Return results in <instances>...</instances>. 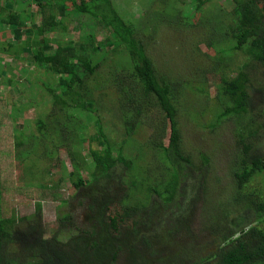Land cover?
Instances as JSON below:
<instances>
[{
  "label": "trees",
  "instance_id": "obj_1",
  "mask_svg": "<svg viewBox=\"0 0 264 264\" xmlns=\"http://www.w3.org/2000/svg\"><path fill=\"white\" fill-rule=\"evenodd\" d=\"M213 1L192 2L198 3L194 8L201 10ZM233 2L231 12L210 15L209 21L205 23L215 24L214 29L224 32L222 44L229 48H219V44L214 41L209 46L221 55L241 51L251 62L264 67V0ZM31 3L36 5L42 17L41 25L35 28L36 36L66 31L64 20L71 13L90 16L110 32V37L101 44L94 45L91 37H87L77 45L59 43L54 53L49 55L46 53L51 50L48 39L31 43L34 46L35 63L49 75L48 80L43 82V90L50 101L36 121V131L29 133L26 139L22 138L25 142L21 138L17 141L18 147H22L17 158L23 161L29 179L27 185L41 190L49 186L38 173L35 156H39L38 161L41 157L52 160L59 149L67 146L73 165V171L69 174L72 187L79 192L78 196L87 193L93 203L91 208L96 206V209L91 214L88 230H74L76 226L70 214L60 217L62 228L71 226V231L74 230V235L67 241L62 240L66 236L47 240L39 233V226L30 235L15 236L12 232L17 220L15 215L3 218L0 214V264H264V198L247 189V185L255 178L264 176V158L251 154L250 142H245L243 134L246 132L244 124L238 133L244 154L240 166L234 172L235 195L243 197L232 200V204H246L243 211L246 219L242 221L245 214L228 211L221 225L204 223L203 232L207 236L201 237L195 233L192 224L196 202L199 200L200 207L204 200L199 197L193 199L188 191V183L187 186H181L183 177H189L187 169L193 164L191 157L182 150L176 105L180 96L185 97L186 87L191 85L189 77L184 78L188 82L183 79L176 84L158 70L147 53L146 44L138 39L134 24L124 18L113 0H31ZM10 6L11 3L6 5L8 9ZM54 9L58 10L57 14ZM1 10V22L9 24L15 40L21 41L24 29L20 25L21 16L14 13L5 19L2 12L6 10ZM190 13L178 10L173 15L177 26L190 22ZM160 24L155 23L154 33L159 30ZM33 31V28H28L25 33ZM106 46L113 47L112 52L117 54V60L110 64L107 80L101 81L104 77L101 76V64L107 61L109 54L104 51ZM8 47L12 48L13 45L9 44ZM21 50L22 46L16 49L17 52ZM218 59L222 65L223 59ZM248 68L249 63H245L239 68L236 77L222 72L219 99L224 109L218 108L216 122L211 127L231 116L244 121V116L249 113L248 108L251 105L255 107V93L263 96L260 89H255L252 96L249 95L251 77L245 71ZM115 70H122L126 74L122 76ZM261 82L264 84V78ZM109 85L115 86L122 98L118 104L125 135L131 137L135 133L141 118L151 108H161L166 114L169 133L164 138L168 139L165 143L164 139L150 142L153 144L152 151L156 156L159 155L164 173L168 176L157 186L150 185L154 177L150 169L151 162H146L149 152L139 151L135 156L126 154L125 146L116 150L111 146L99 120L98 136L103 141H100L101 150L91 151L93 168L80 150L74 147L82 145L88 138H83L86 127L77 124L74 112L94 110L97 93L106 91ZM248 130V136L252 138L258 133V129L249 127ZM141 161H145V165H140ZM120 165L126 169L127 178L130 177L129 181L126 179L127 189L121 197L117 192L119 188L114 193L107 190L114 175L120 174ZM83 169L90 175L89 180L85 179ZM204 186V181L199 182V194ZM141 192L144 194L141 195ZM99 194L105 195L100 202L93 199ZM152 195L157 196L158 200L151 201ZM116 205L121 206L124 212L123 221H128L124 229L116 228L111 218ZM37 209H41L40 204ZM250 210L256 214L253 223H247ZM62 231L66 233V230ZM20 243L22 247L18 246ZM11 245L15 246L12 252Z\"/></svg>",
  "mask_w": 264,
  "mask_h": 264
},
{
  "label": "rangeland",
  "instance_id": "obj_2",
  "mask_svg": "<svg viewBox=\"0 0 264 264\" xmlns=\"http://www.w3.org/2000/svg\"><path fill=\"white\" fill-rule=\"evenodd\" d=\"M192 1L113 0L124 18L134 24L138 39L146 44L147 53L158 70L176 84L182 82L185 77H189L191 82V85L187 86L184 91L185 97L180 96L176 105L182 150L185 155L191 157L193 164L187 169L189 177L185 179L183 177L181 186H187L188 183V191L193 199L199 197L204 200L200 207L199 200L196 202V214L192 227L196 234L205 237L207 235L203 232V224L221 225L228 211L235 210L236 213L245 214L242 221L246 219V213L243 212L246 204L235 206L232 204V200L243 197L240 194L235 195L234 183V172L240 166V159L244 154L238 133L244 124L246 132L243 134L245 142H250L251 154L264 158V87H261L264 85L261 82L264 78V67L251 62V59L241 51L221 55L209 46L211 41H214L219 44V48H229L228 45L222 44L224 32L214 29L215 24L206 25L205 23L209 21L210 15L216 16L226 14V11L231 12L234 7L233 0H215L204 5L201 10L195 9L198 3L194 4ZM10 3L11 6L8 9L6 5ZM1 9L6 10L2 12L5 19L14 13L20 15V25L24 26V29L21 41H16L14 34L10 32L11 26L1 22L0 17V214L3 218L15 215L17 220L12 230L15 236L30 235L31 231L39 226V233L47 240L56 236L58 238L66 236L62 240L67 241L70 236L74 235L73 231L76 228L89 229V220L96 206L91 208L90 205L93 203L90 202L91 199H88L87 193L78 196L79 192L72 187L69 174L73 171V165L67 146L59 149L52 160L41 157L38 161L39 156H35L38 173L42 179L44 178V183L49 186L48 188L41 190L27 185L29 179L23 161L17 158L22 148L18 147L17 141L21 138L25 142L26 136L36 131V121L47 109L50 101V97L43 90V82L48 80L49 75L45 74V70L35 63L34 46L31 43L35 40L41 42L48 39L51 50H47L46 53L49 55L54 53L59 43L77 45L87 37H91L94 45L101 44L107 37H110V32L103 24L90 16L71 13L67 14L64 20L67 26L66 31L58 30L43 37L36 36L35 28L41 25L42 17L31 0H0V12ZM178 10H186V13L191 11L190 22L186 21L185 25L177 26L173 15ZM262 10L264 12L263 7ZM54 13L57 14L58 10L54 9ZM155 23L161 24L159 30L154 33ZM28 28H33L34 31L26 34L25 30ZM9 44L13 47L9 48ZM21 46L23 50L17 52L16 49ZM106 48L104 51L109 54L107 61L101 64V76H104L101 81L107 80L110 64L117 60V54L112 52L113 47L106 46ZM219 57L224 61L222 65L218 63ZM245 63H249V68L245 71L251 77L249 95L252 96L255 89H260L263 96L255 93L256 97L253 101L255 107L251 105L248 108L249 113L244 116L246 118L244 121H238L236 117L231 116L215 127H211L216 122L218 108L224 109L219 99L222 72H226L230 77H236L239 68ZM230 68L234 70L231 71ZM115 71L120 75L126 74L122 70ZM186 80L189 81L184 79ZM50 82L53 84L52 80ZM105 90L97 93L98 99L94 110L74 112L73 117L77 124L86 127L87 132L83 138H88L82 145L73 146L80 150L88 160V165L93 168L94 163L90 159L91 151L102 149L100 141L103 140L98 136L97 127L99 120L103 124L111 146L116 150L125 146V153L135 156L139 154V151L149 152L146 162H151H149L150 169L154 177L150 185L157 186L168 176L164 173L165 169L162 167L159 155L156 156L152 151L154 150L153 144L150 142L164 139L165 143L168 139L164 138L166 133H169V122L165 112L161 108H151L141 118V123L135 133L129 137L125 135L118 104L122 98L113 85L106 86ZM248 123L249 126H247ZM249 127L258 129V133L253 138L248 136ZM24 137L25 139H22ZM139 164L145 165V161ZM119 167L121 168L120 174L114 175L107 190L114 193L115 189L119 188L117 192L119 191L118 195L121 197L127 189L126 182L130 177L127 178L126 169L122 165ZM82 173L85 179H90L86 169H83ZM202 181L205 183V188L199 194V182ZM247 189L250 192H257L264 198V176L255 178L247 185ZM143 192L141 195L144 194ZM141 195L139 194L140 197ZM104 197L105 195L99 194L93 199L100 202ZM154 200L158 198L152 195L151 201ZM38 204L41 205L40 210L37 209ZM248 213L247 223L255 222L256 214L251 210ZM65 214L71 215L74 226H76L75 228L72 226L74 228L72 231L71 226L67 229L61 226L60 217ZM111 218L115 221L113 222L116 228L124 229L128 224L126 219L123 221L124 212L119 205L114 206ZM62 230H66V233ZM13 247L15 246H10V252Z\"/></svg>",
  "mask_w": 264,
  "mask_h": 264
}]
</instances>
